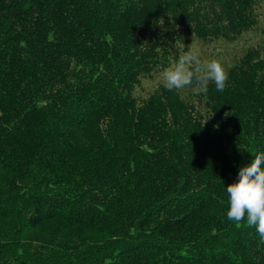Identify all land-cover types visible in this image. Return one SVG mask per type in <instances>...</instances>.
Listing matches in <instances>:
<instances>
[{"label":"trees","instance_id":"trees-1","mask_svg":"<svg viewBox=\"0 0 264 264\" xmlns=\"http://www.w3.org/2000/svg\"><path fill=\"white\" fill-rule=\"evenodd\" d=\"M263 12L0 0V264H264L226 192L264 152ZM189 50L222 64L224 91L164 86Z\"/></svg>","mask_w":264,"mask_h":264},{"label":"clouds","instance_id":"clouds-1","mask_svg":"<svg viewBox=\"0 0 264 264\" xmlns=\"http://www.w3.org/2000/svg\"><path fill=\"white\" fill-rule=\"evenodd\" d=\"M164 86L169 89L192 88L206 93L209 82L217 91L225 89L227 71L217 59L201 61L191 50L162 72ZM227 218L239 224L246 217L249 227H255L264 243V152L256 154L252 162L241 167L238 179L227 185Z\"/></svg>","mask_w":264,"mask_h":264},{"label":"rangeland","instance_id":"rangeland-1","mask_svg":"<svg viewBox=\"0 0 264 264\" xmlns=\"http://www.w3.org/2000/svg\"><path fill=\"white\" fill-rule=\"evenodd\" d=\"M262 17V22L261 24L264 25V12L261 15ZM261 35L258 31H255L247 36H245L241 42L239 43V47L243 48V47H250L251 45H258V43L261 41V37L259 36ZM141 93H145L146 91H148V87L147 85H143V89L140 90Z\"/></svg>","mask_w":264,"mask_h":264}]
</instances>
